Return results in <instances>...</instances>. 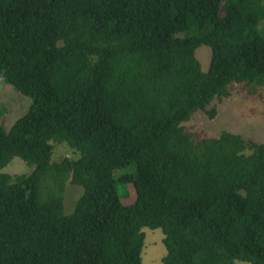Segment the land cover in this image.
I'll list each match as a JSON object with an SVG mask.
<instances>
[{"label": "trees", "instance_id": "trees-1", "mask_svg": "<svg viewBox=\"0 0 264 264\" xmlns=\"http://www.w3.org/2000/svg\"><path fill=\"white\" fill-rule=\"evenodd\" d=\"M0 80L31 100L0 125V264H141L144 228L161 264H264V144L182 125L233 84L264 105V0H0Z\"/></svg>", "mask_w": 264, "mask_h": 264}, {"label": "rangeland", "instance_id": "rangeland-1", "mask_svg": "<svg viewBox=\"0 0 264 264\" xmlns=\"http://www.w3.org/2000/svg\"><path fill=\"white\" fill-rule=\"evenodd\" d=\"M195 58L200 64L203 72H206L210 62V50L200 46L195 51ZM228 98L214 100L205 111L198 110L188 122L183 123L185 130L195 138H216L222 133H228L241 137L245 142L264 144V105L263 92L256 89L255 94L250 95V89L242 84H233L229 89ZM31 100L25 98L12 90L0 80V125L8 130L12 124L22 117ZM215 109L216 115L210 119L206 113ZM54 147L51 156V163H58L64 158L78 160L80 153L69 148L65 143L51 141ZM32 167L19 159H13L5 166L1 173L8 175H28ZM123 171L118 170L115 177ZM117 194L122 205L129 206L135 203V192L130 184L117 186ZM82 195V188L70 184L65 185L63 194V213L70 215L79 197ZM145 239L141 251V264H161L166 255V249L162 243L164 235L161 230L142 229ZM233 264H248L246 262H234Z\"/></svg>", "mask_w": 264, "mask_h": 264}]
</instances>
